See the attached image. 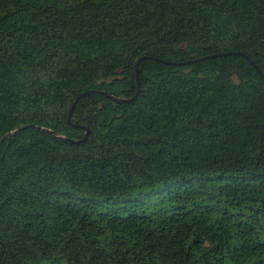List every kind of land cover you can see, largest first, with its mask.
<instances>
[{"label": "trees", "instance_id": "obj_1", "mask_svg": "<svg viewBox=\"0 0 264 264\" xmlns=\"http://www.w3.org/2000/svg\"><path fill=\"white\" fill-rule=\"evenodd\" d=\"M247 57L264 0H0V264H264Z\"/></svg>", "mask_w": 264, "mask_h": 264}, {"label": "water", "instance_id": "obj_2", "mask_svg": "<svg viewBox=\"0 0 264 264\" xmlns=\"http://www.w3.org/2000/svg\"><path fill=\"white\" fill-rule=\"evenodd\" d=\"M227 54H242V55H245L243 52H228V53H220V54H215L213 55V57L215 56H222V55H227ZM246 56V55H245ZM145 57H141L137 60L136 62V72H137V91L135 93L134 96L130 97V98H126V97H121V96H116V95H113L107 91H101V90H89V91H85L83 93H81L75 100V102L72 104L71 108H70V112H69V116H68V120L69 122H71V117H72V113H73V110L76 106V103L77 101L85 96V95H88V94H91V93H96V92H101L103 94H105L108 98L114 100V101H117V102H126V103H129V102H132L133 100H135L138 95L140 94V91H141V79H140V75H139V65H140V62L142 61V59H144ZM252 63L253 65L256 67V69L259 71V73L264 77V73L263 71L260 69V67L256 64V62L252 61L249 57H247ZM167 63H172V64H178L176 62H169L167 61ZM28 125H25V126H22L20 128H17L15 130H12L11 132L7 133L3 138H6V137H10V136H13L15 134H17L19 131H21L23 128L27 127ZM90 128H87V132H86V135L83 139H80V140H72V142H76V143H80V142H84L87 140V138L89 137L90 135Z\"/></svg>", "mask_w": 264, "mask_h": 264}]
</instances>
